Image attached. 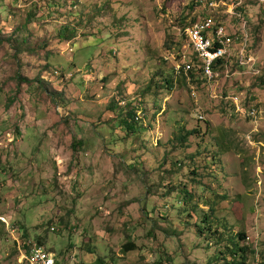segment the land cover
Returning <instances> with one entry per match:
<instances>
[{"label": "rangeland", "instance_id": "1", "mask_svg": "<svg viewBox=\"0 0 264 264\" xmlns=\"http://www.w3.org/2000/svg\"><path fill=\"white\" fill-rule=\"evenodd\" d=\"M223 1L256 73L208 81L196 0H0V264H227L230 242L264 264V1Z\"/></svg>", "mask_w": 264, "mask_h": 264}, {"label": "built area", "instance_id": "2", "mask_svg": "<svg viewBox=\"0 0 264 264\" xmlns=\"http://www.w3.org/2000/svg\"><path fill=\"white\" fill-rule=\"evenodd\" d=\"M264 1V0H262ZM197 4L207 9L206 14L198 15L195 22L189 23L183 30L188 39V45L203 62V71L208 81L218 76L215 71V64L228 68L230 63L236 62L237 66L247 71L255 70V55L250 50V26L249 20L240 9V1L232 2L226 10H221V4L227 5L223 0H196ZM220 15H228L234 20L232 31L224 20L219 19ZM241 25V27H239ZM250 46V47H249ZM184 65H178V71L185 70L187 73L193 68L192 59L184 53ZM244 66V67H242ZM193 94L197 96L196 91ZM236 110L248 118H256L257 112L254 107L246 108L245 112L239 106L238 100H234ZM202 118V117H201ZM15 138L9 143V148L14 144ZM0 220L6 222L3 216ZM23 259L28 264H59L56 255L38 244H30L29 250L21 251ZM257 264V263H256Z\"/></svg>", "mask_w": 264, "mask_h": 264}, {"label": "trees", "instance_id": "3", "mask_svg": "<svg viewBox=\"0 0 264 264\" xmlns=\"http://www.w3.org/2000/svg\"><path fill=\"white\" fill-rule=\"evenodd\" d=\"M240 9H242V7H240ZM244 15L246 16V18L248 19V16L246 15V13L244 12ZM29 16V15H28ZM223 16H225V15H220L219 16V19H222L223 18ZM28 20H30V19H28ZM197 20V18L196 19H194V21L193 22H195ZM26 22H28V21H26ZM61 29H62V27H61ZM67 31H68V29L67 28H65V29H63V31H60V32H58L59 33V35H60V37L61 38H63V36L65 35H67L66 33H67ZM66 32V33H65ZM57 33V34H58ZM69 34V33H68ZM70 35V34H69ZM68 39V38H67ZM221 62V60H218L217 62H216V64H215V68L217 67V65L219 64ZM193 69V68H192ZM190 70V72H191V74H192V76L193 77H195V75L193 74V70ZM25 81H29L27 78L25 79V78H23ZM122 122H124V123H126L125 125H127V127L129 126V125H131V123H128L126 120H123L122 119ZM195 132H193V133H190L189 135H192V134H194ZM207 217L208 216H206V219H207ZM0 222H2L1 220H0ZM5 224V223H4ZM239 239H243V237H244V235L243 234H239ZM230 243H231V245H230ZM229 243V245H227L226 246V251H227V253L229 254V257L231 258V263L230 262H227V264H245L246 262H245V257H244V253H245V248H243V247H239L237 244H232V242H230ZM28 246V245H27ZM27 251L29 250V246H28V249H26ZM123 250H124V252H126V253H128V252H131V251H134V250H136V245L133 243V242H128L127 244H125L124 245V247H123ZM97 263H99V264H101V263H103L101 260H97Z\"/></svg>", "mask_w": 264, "mask_h": 264}, {"label": "crops", "instance_id": "4", "mask_svg": "<svg viewBox=\"0 0 264 264\" xmlns=\"http://www.w3.org/2000/svg\"><path fill=\"white\" fill-rule=\"evenodd\" d=\"M77 142H79V144H82V142H84V141H83V140H79V141H77ZM76 224H78V223L75 222L73 225L71 224V225H70V228L72 227L74 231H79V229H77V228H79V227L76 226ZM80 230H81V229H80Z\"/></svg>", "mask_w": 264, "mask_h": 264}, {"label": "clouds", "instance_id": "5", "mask_svg": "<svg viewBox=\"0 0 264 264\" xmlns=\"http://www.w3.org/2000/svg\"><path fill=\"white\" fill-rule=\"evenodd\" d=\"M55 254V253H54ZM56 255V254H55ZM246 264V263H245ZM258 264V263H257Z\"/></svg>", "mask_w": 264, "mask_h": 264}]
</instances>
